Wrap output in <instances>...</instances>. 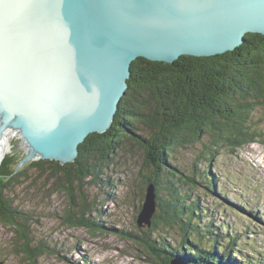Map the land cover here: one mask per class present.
I'll return each mask as SVG.
<instances>
[{
	"label": "water",
	"instance_id": "1",
	"mask_svg": "<svg viewBox=\"0 0 264 264\" xmlns=\"http://www.w3.org/2000/svg\"><path fill=\"white\" fill-rule=\"evenodd\" d=\"M247 33L264 34V0H0V127L26 146L20 164L72 162L111 126L135 59L222 54Z\"/></svg>",
	"mask_w": 264,
	"mask_h": 264
},
{
	"label": "trees",
	"instance_id": "2",
	"mask_svg": "<svg viewBox=\"0 0 264 264\" xmlns=\"http://www.w3.org/2000/svg\"><path fill=\"white\" fill-rule=\"evenodd\" d=\"M130 70L128 87L111 126L102 133H90L79 145L74 161L38 159L19 166L23 157L18 153L11 151L0 157V220L10 222L27 238V218H22L23 212L12 207L2 193L33 169L40 176L45 172L50 179L53 176L55 184L69 196L62 216L66 225L100 227L99 222L86 217L84 211H90V204L84 195L80 204L75 203L74 184L85 188V184L100 181L107 168L104 163L111 162L130 142L142 152L143 165L150 171L143 178L146 187L150 183L155 186L157 212L149 229L124 232L128 239L142 244L157 264H172L174 259L179 264H264L260 257L235 260L233 255H243L238 246L240 237L220 221L215 225L214 220L208 221V215L195 214L201 213L196 201L184 205L185 198L176 193L175 179H185L192 187L198 181L194 176L183 177L172 163L177 148L200 142L204 135L210 145L204 144L197 158L208 162L221 148L234 152L260 139L261 132L249 118L258 105H264V34L247 33L244 43L222 54L181 55L172 63L138 57ZM162 189L168 191L169 198L162 199ZM159 222L178 225V245L156 233L152 237ZM37 251L41 254V247H36ZM26 252L35 263V252Z\"/></svg>",
	"mask_w": 264,
	"mask_h": 264
},
{
	"label": "rangeland",
	"instance_id": "3",
	"mask_svg": "<svg viewBox=\"0 0 264 264\" xmlns=\"http://www.w3.org/2000/svg\"><path fill=\"white\" fill-rule=\"evenodd\" d=\"M249 119L261 132L257 142L234 152L221 148L208 162L197 158L204 144L210 145V139L204 135L200 142L177 148L172 159L183 177L194 176L198 181L192 187L185 179H175L176 193L185 198V206L196 201L201 213L195 214L208 215V221L214 220L215 225L220 221L240 237L238 246L243 255H233L239 262L246 257L264 260V105H258ZM7 142L1 156L11 151L26 155V146L17 133ZM103 166L107 168L100 181L85 184V188L74 184L75 203L80 204L84 195L90 204V211H84L86 217L99 222L100 227L68 226L63 222L70 198L55 184L53 176H46L47 172L40 176L29 169L25 177L11 182L2 196L23 212L22 218H27V238L10 222L0 220V264H157L142 244L124 235L126 231L149 229L154 224V215L149 219L142 216L148 189L143 176L150 172L143 165L142 152L128 142L125 150ZM214 178L217 182L213 183ZM159 195L169 198L167 190H160ZM208 216L202 220L206 221ZM219 228L224 231L222 224ZM155 233L173 245L181 241L178 225L159 222L152 237ZM36 247H41V254L35 252ZM28 249L37 255L35 263L30 261ZM175 261L172 264H178Z\"/></svg>",
	"mask_w": 264,
	"mask_h": 264
},
{
	"label": "bare ground",
	"instance_id": "4",
	"mask_svg": "<svg viewBox=\"0 0 264 264\" xmlns=\"http://www.w3.org/2000/svg\"><path fill=\"white\" fill-rule=\"evenodd\" d=\"M13 135H15V130L14 129H8L7 127H4L3 129H1V127H0V153L8 145L7 141ZM0 157H1V154H0Z\"/></svg>",
	"mask_w": 264,
	"mask_h": 264
}]
</instances>
